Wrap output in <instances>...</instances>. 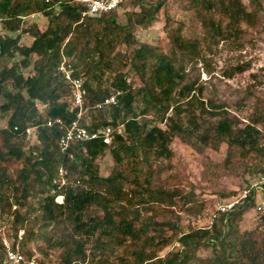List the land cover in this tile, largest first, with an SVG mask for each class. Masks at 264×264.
Listing matches in <instances>:
<instances>
[{
  "label": "trees",
  "instance_id": "trees-1",
  "mask_svg": "<svg viewBox=\"0 0 264 264\" xmlns=\"http://www.w3.org/2000/svg\"><path fill=\"white\" fill-rule=\"evenodd\" d=\"M180 1L195 12L206 40L223 38L236 46L246 28L258 26L264 10V0H249V5L243 0ZM166 3L128 0L112 12L83 16L79 0H0V92L5 99L0 111L10 114L7 127L0 129V212L13 217L15 231L26 229L24 239L15 236L13 247L28 258H33L32 251L24 249L31 240L56 246L54 233L62 227L67 236L61 242L62 264H264V212L257 211L252 197L208 227L181 232L178 225L167 223L175 230L171 237L157 221L159 208L151 207L173 197L170 187L152 185L156 172L170 167L177 138L201 150L226 143L231 154L264 162V104L254 106L244 122L225 106L204 101L196 81L187 82L184 59L198 56L205 39L187 37L181 26L172 33V49L165 52L135 37L136 28L148 29L158 20ZM128 6L140 11L128 13V22L120 23L119 11ZM39 15L46 18V29L36 19L28 24ZM26 34L32 41L23 45ZM17 57L20 61L11 68L2 67V59ZM33 58V74L26 75L23 70ZM64 61L88 90L82 124L101 133L67 151L58 145L63 132L46 124L49 119L70 123L75 118L72 88L59 70ZM246 70L238 66L230 74ZM112 96L115 104L98 108ZM30 125L38 126L41 145L25 135ZM108 128L112 133L106 142ZM107 153L116 166L102 177L97 160ZM61 168L68 174L59 188ZM180 198L184 206L192 203L187 196ZM14 206L28 208L21 213ZM152 208L153 215L148 213ZM250 211L259 216L258 224L243 231V218ZM174 238L178 249L160 258L159 252ZM202 248L209 249L205 257L198 254ZM6 249L0 238V264Z\"/></svg>",
  "mask_w": 264,
  "mask_h": 264
},
{
  "label": "rangeland",
  "instance_id": "rangeland-1",
  "mask_svg": "<svg viewBox=\"0 0 264 264\" xmlns=\"http://www.w3.org/2000/svg\"><path fill=\"white\" fill-rule=\"evenodd\" d=\"M151 1L157 2L158 0ZM243 2L249 5V0H243ZM184 4L180 0H167L159 13L158 20L148 29L136 28L135 37L140 43L160 46L165 52L172 49V33L181 26H183V34L187 37L205 39L198 56L184 59L183 65L187 73V82L196 81L198 86L202 87L201 98L204 101L208 103L213 101L217 105L225 106L231 115L245 122L254 106L264 104V33L262 30L264 10L260 14L258 26L246 28L240 46H236L223 38H208L206 40V30L201 21L195 12L186 10ZM132 11L140 10L137 8L135 10L131 6L120 10L119 22L126 24L129 20L127 14ZM34 19L41 22L42 29L47 28L45 17L42 15L37 18L31 17L28 24L34 23ZM31 41L32 37L26 34L21 43L26 45ZM121 49L125 50L126 47ZM20 59V57L14 60L4 58L2 67L11 68ZM34 61L35 58L32 59L31 66L23 70L26 75L33 74ZM238 66L247 68V70L242 73L234 71V74L231 75L233 69ZM130 81H133L136 86H140L139 79L131 76ZM4 102L5 99L0 92V107ZM9 115V113L4 114L0 111V129L7 127ZM205 117L209 118L208 115ZM171 147L174 151L173 161L168 170L165 168L161 174L156 172L152 187L156 185L170 187L171 190L168 191L172 193L173 197L164 203L156 202L151 206L159 208L157 221L164 223L163 228L167 237H171L175 233V230L168 228L167 223L178 225L181 232L208 227L211 225V218L219 204L239 197L245 187L258 182L264 175V162H256L243 158L239 154H231L226 143H223L218 149L208 147L201 150L191 147L177 138ZM97 163L102 177L109 176L116 166L109 153L100 157ZM257 163L260 164L261 170L256 166ZM155 169L159 171L160 168ZM178 192L180 193L178 194ZM181 196H187L192 203L184 206L180 201ZM29 201V206H33L31 199ZM62 201L57 200L59 203ZM27 208L28 206H14L12 209H19L21 213H25ZM148 213L153 215V208ZM258 221L259 216L254 211L246 213L242 222V230L254 229ZM31 226L32 224L29 225V229ZM36 231L38 232L40 229L36 228ZM46 231L49 233L50 229ZM25 234L26 229L14 230L13 217L2 216L0 212V238L6 245L15 246V236L18 235L24 239ZM49 235L51 236L50 233ZM54 235L56 246L43 239L31 240L25 246L24 250L32 251L31 256L37 264H62L64 248L61 242L67 240V236L62 227H59V231L57 230V234L54 233ZM177 239L174 238L172 245L159 252L160 258L168 257L170 251L178 249ZM17 245L20 246V244ZM198 254L205 257L209 254V249L202 248ZM155 261L156 259L152 262Z\"/></svg>",
  "mask_w": 264,
  "mask_h": 264
},
{
  "label": "built area",
  "instance_id": "built-area-1",
  "mask_svg": "<svg viewBox=\"0 0 264 264\" xmlns=\"http://www.w3.org/2000/svg\"><path fill=\"white\" fill-rule=\"evenodd\" d=\"M80 3L85 7L83 16H95L104 13L112 12L118 9L122 4L128 0H79ZM59 70L63 74L65 81L72 88V95L70 96V102L72 104L71 112L75 113V118L70 123H67L64 119H49L47 121L48 127H59L63 132L60 139L58 140V145L61 150L67 151L72 144L82 141H90L98 139L101 136L99 131H92L82 124V119L86 113V102L88 99V90L85 85V80L82 77L76 76L75 68L64 61ZM116 103V96L107 98L104 103L98 104V108H102L105 105H112ZM47 105H42V109H46ZM16 132H20L19 127H15ZM38 126H28L25 128L24 132L28 138L34 141L33 144L41 145V139L38 134ZM111 129L108 128L103 133L106 142L110 141ZM37 155V152L34 153ZM68 172L61 168L59 170V188L66 184ZM55 190H53V194ZM250 197L256 201V209L258 212H264V175L260 177L259 181L252 184L249 189L243 191V193L235 198L234 200L221 203L218 205L216 212L211 218V224L219 215H225L228 217L232 212H234L239 206L243 205ZM62 198V196L57 197V200ZM63 202V201H62ZM61 202V203H62ZM2 264H37L35 259L28 258L24 253H22L19 248L10 247L7 245L5 252V258Z\"/></svg>",
  "mask_w": 264,
  "mask_h": 264
},
{
  "label": "bare ground",
  "instance_id": "bare-ground-1",
  "mask_svg": "<svg viewBox=\"0 0 264 264\" xmlns=\"http://www.w3.org/2000/svg\"><path fill=\"white\" fill-rule=\"evenodd\" d=\"M61 200H62V198H59V199H58V201H61Z\"/></svg>",
  "mask_w": 264,
  "mask_h": 264
}]
</instances>
